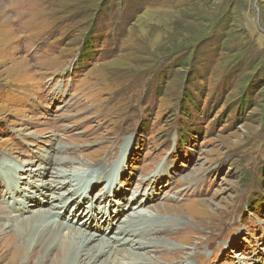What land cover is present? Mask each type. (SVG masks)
Listing matches in <instances>:
<instances>
[{
	"label": "rangeland",
	"instance_id": "rangeland-1",
	"mask_svg": "<svg viewBox=\"0 0 264 264\" xmlns=\"http://www.w3.org/2000/svg\"><path fill=\"white\" fill-rule=\"evenodd\" d=\"M53 156L57 179L116 168L113 195L106 181L90 195L101 221L141 199L184 220L182 248L154 264H264V0H0V160L21 167L16 204L49 193Z\"/></svg>",
	"mask_w": 264,
	"mask_h": 264
},
{
	"label": "bare ground",
	"instance_id": "bare-ground-1",
	"mask_svg": "<svg viewBox=\"0 0 264 264\" xmlns=\"http://www.w3.org/2000/svg\"><path fill=\"white\" fill-rule=\"evenodd\" d=\"M62 151H65V148L56 151L54 156H59V152ZM70 152L71 150L67 151L68 154ZM54 156L48 159L50 169H47L46 173L53 177L51 184H46L49 193L42 192L44 197L39 195L41 200L38 197V200L30 201L28 205L16 204L17 196L21 194L19 192L21 177L18 176L21 167L12 163L11 158L0 160V217L2 215L1 218L7 222L2 223L0 242L4 238H8L10 242L14 237V241L11 240L13 243L7 244L3 255L0 254V262L7 258L10 246L13 247V245L19 252L11 254L9 262L4 264H154V261H150V255L158 249L160 253L171 257L176 256L174 249L182 247L180 245L177 247V244H173L172 241L183 230L182 226H186L184 220L170 217V213H166L168 218L161 217L159 212L162 211H158L159 209L156 211L157 216L149 213V209L144 207L149 199L124 203L122 199L109 198L106 203L113 207L118 206V201L123 202L124 205L120 209L114 208L113 211L110 209L109 213L100 207L99 211L106 213L101 221L93 213L96 204L89 200L90 195L102 181L107 183L105 194L107 192L108 195H113L110 192L114 190L116 168L107 171V168L93 167L87 170L83 167L79 169L81 172L75 173L76 176L70 175V179L67 177V171L63 172L64 169H59V177L63 178L57 179L54 176V169L62 165L58 161L61 155L59 158L55 157L53 161ZM43 158L48 157L44 155ZM66 161L63 160V162ZM89 177L94 179L88 181ZM65 178L68 180H62ZM74 179H79L81 182L75 184ZM64 191L72 192L74 195L64 201L66 193ZM47 194H52L51 199L46 200ZM105 200L106 195L100 198L99 205L101 206L102 201ZM43 202L46 208L33 209V207L42 206ZM69 202H75L79 213L72 212L71 208L68 209ZM84 202L88 204L83 205ZM84 208H89V210H84ZM16 209L18 214H15ZM114 211L115 213L112 214ZM80 213L81 215L86 214V219L78 223ZM93 220H95L94 223ZM104 221L109 223L108 229L117 224L113 235H108L109 230L101 227ZM188 230V228L184 229L182 233ZM11 231L14 235L12 234L10 239L6 233ZM37 248L39 254L33 256ZM188 260L185 258L184 263L189 264ZM163 263L179 264L176 259Z\"/></svg>",
	"mask_w": 264,
	"mask_h": 264
}]
</instances>
